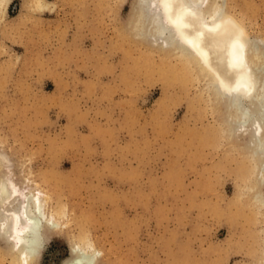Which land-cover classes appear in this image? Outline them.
I'll return each mask as SVG.
<instances>
[{"label":"rangeland","instance_id":"1","mask_svg":"<svg viewBox=\"0 0 264 264\" xmlns=\"http://www.w3.org/2000/svg\"><path fill=\"white\" fill-rule=\"evenodd\" d=\"M32 1L0 20V147L65 209L38 264L86 231L102 264H258L264 215L238 197L250 162L217 139L194 72L127 30L133 0ZM224 1L264 39V0Z\"/></svg>","mask_w":264,"mask_h":264},{"label":"bare ground","instance_id":"2","mask_svg":"<svg viewBox=\"0 0 264 264\" xmlns=\"http://www.w3.org/2000/svg\"><path fill=\"white\" fill-rule=\"evenodd\" d=\"M33 1V5H39V10L47 2ZM8 2L0 0V20ZM224 5V0H133L125 27L134 37L149 42V49L165 58H176L180 66L175 59V71L181 67L194 72L201 82V93L208 96L216 113L217 139L219 135L224 137L239 149L241 153H236L242 154L243 161L246 158L250 162V166L247 164L250 168L245 167L246 171L249 169L246 173L240 167L245 176L243 173L244 182L238 197L245 196L247 205L262 218L264 39L250 36L244 24L227 13ZM12 164L0 147V252L8 257L7 264H38L50 233L65 225V209L59 207L60 203L53 206L55 202L52 204L48 190L39 188V183L38 188L26 184ZM86 232L75 233L69 243V254L59 264H102L103 251ZM258 251L261 252L258 264H264V246Z\"/></svg>","mask_w":264,"mask_h":264}]
</instances>
